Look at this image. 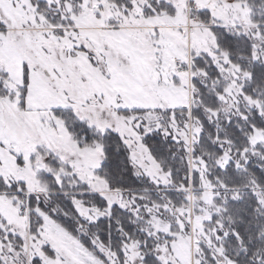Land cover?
I'll list each match as a JSON object with an SVG mask.
<instances>
[{
    "label": "rangeland",
    "instance_id": "1",
    "mask_svg": "<svg viewBox=\"0 0 264 264\" xmlns=\"http://www.w3.org/2000/svg\"><path fill=\"white\" fill-rule=\"evenodd\" d=\"M0 24V179L15 186L0 180V264H237L231 253L247 252L238 206L264 219L252 176L264 172V128L251 125L254 111L264 122V101L248 95L250 73L214 28L246 36L264 63V0H0ZM201 113L214 139L202 138ZM110 133L147 188L100 175ZM151 134L175 142L184 180L154 156ZM229 168L246 189L227 186L218 171ZM67 202L88 225L118 207L139 233L115 252L81 225L90 249L39 207L67 216Z\"/></svg>",
    "mask_w": 264,
    "mask_h": 264
},
{
    "label": "trees",
    "instance_id": "2",
    "mask_svg": "<svg viewBox=\"0 0 264 264\" xmlns=\"http://www.w3.org/2000/svg\"><path fill=\"white\" fill-rule=\"evenodd\" d=\"M0 24V28H1ZM214 32L218 37L219 45L222 49L229 52L233 63L238 65L242 70L247 71L251 75L250 82L246 87L248 95L255 99L264 101V63L257 62L254 59V48L249 39L244 35H235L229 32L224 27H215ZM202 102L205 107L215 108L216 104L214 99L208 97L207 91L203 90ZM213 102V103H212ZM200 112V111H196ZM204 125V133L202 138L206 140L207 137L214 139L217 135V129L214 125L210 124L204 115L198 114ZM251 125L258 128H264V122L254 111ZM251 126H249L250 129ZM252 130V127H251ZM229 131L233 132L232 140L236 143L238 148H243L246 145L247 140L239 129L233 126L229 127ZM146 143L154 156L158 159L162 165L171 172L172 178L176 181L184 180V177L188 172L180 164L178 158L174 157L177 147L175 142L165 139L159 134H151L146 137ZM204 144L209 148L210 145L207 141ZM104 151L106 160L100 171V175L104 177L112 188L125 189V190H141L148 187V181H143L137 178L134 174L132 163L129 156V151L123 143L122 139L115 133H110L104 138ZM183 154V152H179ZM220 154V152H219ZM179 157V155H178ZM220 177L230 176L231 179L226 183L229 187H242L246 189V180L243 179L240 174L233 175V170L229 168L227 172L221 170L218 171ZM253 178L257 183L264 188V172L258 168L252 170ZM1 180V179H0ZM2 190L7 189L8 186L1 180ZM12 186L10 189H14ZM10 189L3 190L9 191ZM245 198L252 200L253 211L258 206L256 199L248 192ZM61 195V194H59ZM94 198V205L105 207V202L98 196H92ZM58 196L54 199H60ZM242 203V202H240ZM239 204V203H238ZM41 209L50 213V215L61 222L65 228H67L72 235L79 238L81 242L88 248L92 249L91 239L87 236L80 235L78 227L81 225L88 226V228L96 233L103 244L110 247L112 251L119 252L121 243L128 237H135L139 233L138 226L135 223V219L126 211L114 207L110 218L100 219L95 224H87L83 221L79 215L75 212L72 204L67 202L63 208L64 213L69 215L57 214L50 206L45 204H39ZM240 214L242 217H238L236 220L237 230L245 243L247 252H241L239 254L231 253L233 259L237 264H264V219L256 212H250L244 210V204L239 205ZM243 208V211L241 209ZM260 236V237H259Z\"/></svg>",
    "mask_w": 264,
    "mask_h": 264
},
{
    "label": "built area",
    "instance_id": "3",
    "mask_svg": "<svg viewBox=\"0 0 264 264\" xmlns=\"http://www.w3.org/2000/svg\"><path fill=\"white\" fill-rule=\"evenodd\" d=\"M178 69L182 70V67L180 65H178Z\"/></svg>",
    "mask_w": 264,
    "mask_h": 264
}]
</instances>
